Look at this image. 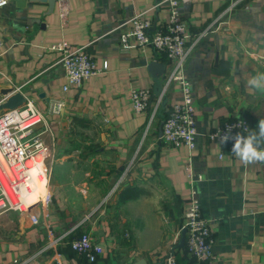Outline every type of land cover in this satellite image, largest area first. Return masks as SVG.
Instances as JSON below:
<instances>
[{
	"label": "crops",
	"instance_id": "1",
	"mask_svg": "<svg viewBox=\"0 0 264 264\" xmlns=\"http://www.w3.org/2000/svg\"><path fill=\"white\" fill-rule=\"evenodd\" d=\"M161 1L67 0L65 25L57 0L52 12L41 0L0 9V88H17L43 113L37 132L51 148L53 194L47 214L34 210L37 226L0 213V264H91L69 247L82 233L104 251L93 264H164L191 198L187 164L201 177L195 191L211 222L213 264H264V164L244 165L209 138L227 121L256 130L264 119V93L247 85L264 73V0H191L179 8L192 47L185 75L195 97L194 151L165 145L158 118L150 125L152 111L136 114L131 100L135 89L153 91L149 65L165 58L153 47L124 48L129 24L122 25L144 11L160 27L169 19ZM63 41L87 46L102 70L66 93L61 56L50 49ZM57 99L65 102L61 114L52 113ZM181 100L174 85L167 102ZM174 255L198 264L181 248Z\"/></svg>",
	"mask_w": 264,
	"mask_h": 264
},
{
	"label": "built area",
	"instance_id": "2",
	"mask_svg": "<svg viewBox=\"0 0 264 264\" xmlns=\"http://www.w3.org/2000/svg\"><path fill=\"white\" fill-rule=\"evenodd\" d=\"M10 0H3L0 9L8 5ZM191 0H162L159 6L165 5L169 19L160 27L154 28L153 21L142 11L135 14L128 22L126 31L120 36L124 48L153 47L158 56L166 59L168 72L164 78L163 93L155 97L149 89H135L131 92V100L136 114L148 110L151 104L150 125L157 118L168 91L178 86L182 100L176 104H167L166 117L162 126L160 138L167 146L178 148L186 146L190 151L196 149L198 135L195 97L191 83L185 75V65L191 54L192 47L187 44V24L180 13V6ZM62 23L65 25L68 17L67 0H57ZM3 43L0 40V50ZM87 46L72 47L66 41L53 45L50 49L60 54L61 65L66 84V93L71 87L81 88L90 78L100 73L92 56L86 51ZM108 65L105 64L104 69ZM65 109L64 99L54 101L53 114H61ZM44 116L37 108L33 99H27L26 104L18 109L0 114V213L14 211L21 219L37 226L40 215L34 213L40 208L46 213L52 204V189L47 160L51 156V148L45 142L41 133L37 132L43 123ZM235 136L237 133L246 135L252 130L250 124L243 119L227 121L218 127L209 138L212 142L235 156L232 151L233 141L221 144L220 137L226 132ZM222 158V155H220ZM260 164V163H259ZM186 173L189 178L191 198L184 214L183 229L186 230V247L188 255L199 264H213L214 237L211 222L202 213V208L196 198L195 183L201 180L193 173L192 166L187 164ZM47 214V213H46ZM56 241L48 244L54 247ZM71 248L77 254L84 256L91 264L103 255V249L89 234H82L71 243ZM164 264H178L174 253L169 254Z\"/></svg>",
	"mask_w": 264,
	"mask_h": 264
},
{
	"label": "clouds",
	"instance_id": "3",
	"mask_svg": "<svg viewBox=\"0 0 264 264\" xmlns=\"http://www.w3.org/2000/svg\"><path fill=\"white\" fill-rule=\"evenodd\" d=\"M3 0H0L2 3ZM247 85L264 93V73H257L247 80ZM229 130L220 137L221 144L233 141L232 153L242 164H264V119H260L256 130H248L246 135L237 133L235 136Z\"/></svg>",
	"mask_w": 264,
	"mask_h": 264
},
{
	"label": "water",
	"instance_id": "4",
	"mask_svg": "<svg viewBox=\"0 0 264 264\" xmlns=\"http://www.w3.org/2000/svg\"><path fill=\"white\" fill-rule=\"evenodd\" d=\"M11 1H16V0H11ZM41 1L49 3V7H50L49 12H52L54 10L56 0H41ZM17 3L21 6L25 5L23 1ZM166 69L167 66L165 64L157 61H154L149 65V71L154 80L153 93L155 97H158L163 93V83L166 75ZM26 102H27L26 96L22 92H20L17 88L15 87L0 88V114L21 108L26 104ZM167 104H168L167 98H165L162 104V109L159 111V115H158L161 120L159 126L160 138L162 137V126L165 119V117L162 115V111L163 109L166 108ZM185 240H186V230L183 229L181 232V237L178 247L180 248L184 247ZM133 264H147V262L144 259H140L134 262Z\"/></svg>",
	"mask_w": 264,
	"mask_h": 264
},
{
	"label": "trees",
	"instance_id": "5",
	"mask_svg": "<svg viewBox=\"0 0 264 264\" xmlns=\"http://www.w3.org/2000/svg\"><path fill=\"white\" fill-rule=\"evenodd\" d=\"M163 64H165L166 65V59H164L163 60ZM153 92V91H152ZM153 96H154V93H153ZM154 98H155V96H154ZM152 109H153V104H151L150 105V107L148 108V110H150V112L152 111ZM159 115V114H158ZM157 115V118H158V125H160V123H161V120H160V117ZM162 115L164 116V117H166V113H165V109H163V111H162ZM127 198H130L129 196H127V195H125L124 194V197H123V199L125 200V199H127ZM184 214H185V212H184ZM82 234H85V233H82ZM82 234H80V235H73L72 237H70V239H69V247H70V249L72 250V248H71V243H72V241H74L75 239H77V238H79ZM178 248H180V247H178ZM181 249H183V250H185V252L188 254V252H187V247H186V240H185V245H184V247H182ZM76 253V252H75ZM81 256V255H80ZM82 257H84V256H82ZM85 258V257H84ZM86 259V258H85ZM99 259V258H98ZM97 259V260H98ZM176 259H177V263L178 264H183V262H182V260L181 259H178L177 257H176ZM195 262H197L194 258H192ZM87 260V259H86ZM97 262V261H96ZM198 263V262H197ZM199 264V263H198Z\"/></svg>",
	"mask_w": 264,
	"mask_h": 264
},
{
	"label": "rangeland",
	"instance_id": "6",
	"mask_svg": "<svg viewBox=\"0 0 264 264\" xmlns=\"http://www.w3.org/2000/svg\"><path fill=\"white\" fill-rule=\"evenodd\" d=\"M159 185H160V184H159ZM155 186H156V185H155ZM156 187L158 188V186H156ZM152 188H155L154 185H152ZM182 230H183V226H181L180 234H181ZM179 241H180V239H179ZM178 244H179V242H178ZM177 248H178V247H177ZM177 248L174 249V254H175V251H176Z\"/></svg>",
	"mask_w": 264,
	"mask_h": 264
}]
</instances>
